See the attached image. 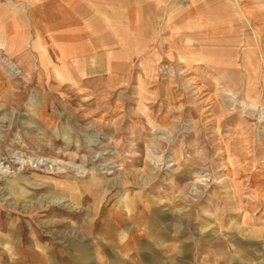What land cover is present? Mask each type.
Segmentation results:
<instances>
[{
  "label": "rangeland",
  "instance_id": "374dc122",
  "mask_svg": "<svg viewBox=\"0 0 264 264\" xmlns=\"http://www.w3.org/2000/svg\"><path fill=\"white\" fill-rule=\"evenodd\" d=\"M145 1L89 79L0 13V264H264V0Z\"/></svg>",
  "mask_w": 264,
  "mask_h": 264
},
{
  "label": "crops",
  "instance_id": "0c3cea01",
  "mask_svg": "<svg viewBox=\"0 0 264 264\" xmlns=\"http://www.w3.org/2000/svg\"><path fill=\"white\" fill-rule=\"evenodd\" d=\"M130 1L137 2L136 6L130 5ZM146 3L145 0H0V13L7 17L12 34L24 24L29 42L35 29L57 64H80L89 79L109 72L116 63L106 60L110 47L103 45L101 36L106 20L96 19V10L107 11L106 18L111 16L109 19L116 25L121 21L128 25L132 23V8L145 13Z\"/></svg>",
  "mask_w": 264,
  "mask_h": 264
},
{
  "label": "bare ground",
  "instance_id": "6f19581e",
  "mask_svg": "<svg viewBox=\"0 0 264 264\" xmlns=\"http://www.w3.org/2000/svg\"><path fill=\"white\" fill-rule=\"evenodd\" d=\"M228 2V1H227ZM136 12V11H135ZM143 14V13H142ZM144 15V14H143ZM197 17V16H196ZM201 17V16H200ZM198 18V17H197ZM193 23H195V22H193ZM210 23V22H209ZM248 25V24H247ZM131 29V28H130ZM134 29H135V27H134ZM248 29V28H247ZM156 30V29H155ZM245 30V29H244ZM171 32V31H170ZM160 34H162V33H160ZM231 36V35H230ZM243 36V35H242ZM158 37V36H157ZM214 37V36H213ZM154 38V37H153ZM203 38V37H202ZM205 38H206V36H205ZM204 38V39H205ZM153 40V39H152ZM173 40V39H172ZM202 40V39H201ZM206 40V39H205ZM220 40V38L218 39V41ZM215 41V40H214ZM220 41H222V40H220ZM224 41V40H223ZM230 41V40H229ZM179 46V45H178ZM198 46V45H197ZM227 46V45H226ZM194 47V46H193ZM226 48V47H225ZM227 49V48H226ZM228 50V49H227ZM254 50V49H253ZM246 52V51H245ZM254 52H256L255 50H254ZM197 53V52H196ZM249 53H251V52H249ZM198 54V53H197ZM234 54V53H233ZM254 54H256V53H254ZM257 54H258V52H257ZM177 56H178V54H177ZM204 57V56H203ZM245 57V56H244ZM253 57H255V56H253ZM257 58V57H256ZM179 59V58H178ZM243 59V58H242ZM254 59V58H253ZM227 60V59H226ZM181 61V60H180ZM255 61V60H254ZM253 62V61H252ZM244 63V62H243ZM255 63V62H254ZM253 63V64H254ZM242 67V66H241ZM218 77V76H217ZM263 85V84H262ZM246 86V85H245ZM259 89V88H258ZM245 92V91H244ZM245 98V97H244ZM259 103V102H258ZM257 103V104H258ZM153 230V229H152ZM10 235V234H9ZM148 235V234H147ZM155 235V234H154ZM154 237H158L157 235H155ZM155 239V238H154ZM20 245V244H19ZM21 248V247H20ZM9 254H11V253H9ZM14 257V256H13Z\"/></svg>",
  "mask_w": 264,
  "mask_h": 264
}]
</instances>
